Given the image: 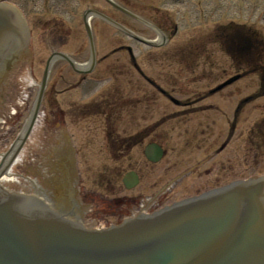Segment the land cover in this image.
<instances>
[{
    "label": "rangeland",
    "instance_id": "374dc122",
    "mask_svg": "<svg viewBox=\"0 0 264 264\" xmlns=\"http://www.w3.org/2000/svg\"><path fill=\"white\" fill-rule=\"evenodd\" d=\"M117 1L141 16L151 19L154 7L167 6L168 0ZM197 1L203 3L205 7L208 3L210 7H213V3L218 4L221 11L225 9L226 4L225 0L190 2L187 19L182 22L181 30L160 49L135 41L108 23L93 18L91 23L98 62L88 75L87 83L77 88L74 87L73 81L78 79V74L64 60H58L53 64V71L56 74L63 71L67 81L59 79L56 82L51 79L47 92L58 93L59 90H64L58 97V104L67 111L64 117L61 116V120L65 119V122L60 123V135L68 133L73 137V142L78 148L81 187L86 191L91 190L96 196L105 194L104 191L110 188L122 195L137 193L139 190L145 194H152L172 177L176 175L184 177L180 183L170 188V192L168 191L170 189L166 191L170 199L187 192L220 185L234 178L264 174V95L257 94L261 88L260 76L247 74L209 99H201L198 96L204 90L236 74L238 68L223 47H219L211 37H208L213 34L214 13L200 19L190 15ZM75 2L76 8L71 16L72 27L66 34L68 37L65 41L57 40L54 43V35L57 32L55 24L57 26L58 24L51 20L54 14L59 16L63 13L46 8L42 18H50L48 22L44 19L36 20V14L30 15L33 21L32 48L36 75L31 74L29 65L24 62L19 64L10 77L21 85L20 91H31L33 95L38 92L52 47L66 52L79 63L89 61L90 46L82 16L86 7L102 10L145 38L156 37L152 30L115 9L105 0ZM261 2L264 3V0H242L238 4L242 12L246 10L245 8H250L249 17L254 16L257 22L254 25L264 32V13H261L264 5ZM64 15L67 17L66 13ZM223 21L224 19L220 22ZM253 21L254 18L246 22ZM67 30L66 28L65 32ZM195 44L198 46L197 49L208 50L203 52L205 58L202 56L198 58L195 54L189 55L188 50L194 49ZM120 45L134 46L136 52L140 54L137 62L141 68L176 97L183 99L182 105H175L163 98L142 78L133 67L125 49L113 53ZM192 57L195 62L192 61ZM21 67L29 69L21 73L19 71ZM33 80L37 83H31ZM153 93H158L156 100L150 102L142 99L143 96L147 97ZM249 94L255 95L241 106L235 127H232L234 109L238 106L240 98ZM103 98H114L122 105L119 119L114 122L120 134H139L148 130L153 139L166 145L168 150L166 158L157 164L144 160V144H139L131 149L126 148L119 153L121 157L118 159L117 150L110 146L107 139V129L105 131L108 126L107 117L100 113L88 115L82 111L85 108L84 103ZM43 106H46L51 114L52 108H55L53 101L47 99L44 100ZM177 110V113L173 112ZM114 114L118 117V111ZM232 131L233 135L228 145L221 149V144ZM195 164L200 167L202 175L198 174L193 180L196 173L186 176L184 170ZM133 167L140 171L141 183L134 190H126L121 179L123 174ZM116 172L120 174L117 179ZM175 193L177 194L174 195Z\"/></svg>",
    "mask_w": 264,
    "mask_h": 264
},
{
    "label": "water",
    "instance_id": "95a60500",
    "mask_svg": "<svg viewBox=\"0 0 264 264\" xmlns=\"http://www.w3.org/2000/svg\"><path fill=\"white\" fill-rule=\"evenodd\" d=\"M16 38L26 42L27 30L2 4L0 62ZM0 264H264V176L104 230L0 196Z\"/></svg>",
    "mask_w": 264,
    "mask_h": 264
},
{
    "label": "flooded vegetation",
    "instance_id": "af4514ba",
    "mask_svg": "<svg viewBox=\"0 0 264 264\" xmlns=\"http://www.w3.org/2000/svg\"><path fill=\"white\" fill-rule=\"evenodd\" d=\"M41 1L42 4H44L46 0ZM41 1H39L40 5H42ZM51 1L54 2L56 0ZM198 13L200 14V12ZM155 21L167 35L176 28L173 23V19L171 17L167 18L165 14L159 15L157 13V15H155ZM24 60L25 63H27V60ZM61 78H63V76H61ZM13 90L14 88L12 87L11 82L5 83L4 85H0V178L4 182H6L7 180H14L18 184L22 183L23 180H26L27 182H29V184L25 185L30 190H36V192L43 194L44 186L38 184V181L44 180V176L46 175V186L50 188L52 187L58 192V190L61 189V186L63 184L62 180L65 179L66 181H69V177L72 176L73 168L71 167L72 163L74 167L75 160V158L72 156V149L67 146H62L61 148L59 146L53 148L52 146L51 153L45 158L44 148L50 147L51 144L50 136L45 135V131L49 130L50 123L48 114L44 113V118H41V115H39L36 119L34 126L30 134L28 135L19 156L12 159V155L8 153L9 149L12 148L14 142H16L17 138L19 137V134L23 131L34 106V99L32 97L31 92L20 93L18 91ZM48 96H51L52 101H57V99L55 98V94L48 93ZM147 99L153 98L152 96H149L147 97ZM43 112L44 111H42V113ZM52 113L53 114L51 122L53 131L57 132L55 134V138H57L59 126V118L57 117L59 116L60 109H53ZM150 131L152 133V130ZM127 138L129 137L122 136L123 140ZM133 138L137 142V146L141 144V142H144L146 140L148 142L155 141V139L150 136L148 130L141 131L139 132V134L133 135ZM57 145H59V143H57ZM10 160L15 161L10 166V168H8L7 164L10 162ZM44 160H49L47 166H45ZM145 160H147V158H145ZM195 166L191 168V172L189 174L196 173V176H198V174L202 175L200 167H198L197 164ZM14 167L17 168L15 171L13 170ZM196 176H193V180L197 178ZM156 185L157 184H152V186ZM174 185H176V183L172 184L169 187L166 186L165 188H162L157 194H145L143 192H140V195L137 194L132 196L131 199L128 198V207L130 209H136L138 206L141 205V208L143 210H156L163 204L169 202L171 198H173L170 197L169 199V196L166 195V191L171 187H174ZM168 191L170 192L171 189ZM153 194H155V196L152 198H147L143 200L140 199L141 196H151ZM176 194L177 193H175L174 195ZM47 195L51 196L53 203L56 204L57 200L55 199L54 192L51 189H47ZM124 200L126 199H108V206L103 209L104 212L107 213L108 216H116L117 211L120 209L121 204H123ZM86 201H88L89 205H92L91 201L85 198L84 202ZM100 216H103V214Z\"/></svg>",
    "mask_w": 264,
    "mask_h": 264
},
{
    "label": "trees",
    "instance_id": "16d2710c",
    "mask_svg": "<svg viewBox=\"0 0 264 264\" xmlns=\"http://www.w3.org/2000/svg\"><path fill=\"white\" fill-rule=\"evenodd\" d=\"M252 57H253V58H258V50H254V51L252 52Z\"/></svg>",
    "mask_w": 264,
    "mask_h": 264
}]
</instances>
